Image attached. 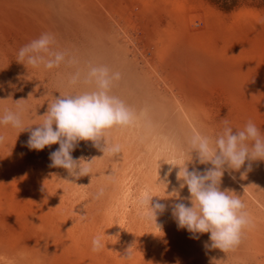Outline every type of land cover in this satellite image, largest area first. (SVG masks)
<instances>
[{
  "label": "rangeland",
  "instance_id": "374dc122",
  "mask_svg": "<svg viewBox=\"0 0 264 264\" xmlns=\"http://www.w3.org/2000/svg\"><path fill=\"white\" fill-rule=\"evenodd\" d=\"M45 32L81 68L120 71L114 94L145 114L109 132L122 145L115 157L80 141L72 156L98 159L92 176L79 179L49 167L59 144L29 149V130L0 126L7 136L0 146V264H264V160L251 162L243 178L247 161L222 177L221 190L241 196L255 224L228 253L204 247L210 233L195 239L178 228L172 207L190 206V193L179 188V168L168 164L193 129L215 134L226 118L234 131L251 120L264 133V0H0V115L28 99L30 128L68 91L57 73L73 70L16 61L18 50ZM192 155L190 171L212 167ZM145 188L168 206L157 215L161 230L138 216ZM173 188L180 199L167 195ZM101 234L105 247L93 252ZM129 248L134 254L126 259Z\"/></svg>",
  "mask_w": 264,
  "mask_h": 264
},
{
  "label": "clouds",
  "instance_id": "9594fccd",
  "mask_svg": "<svg viewBox=\"0 0 264 264\" xmlns=\"http://www.w3.org/2000/svg\"><path fill=\"white\" fill-rule=\"evenodd\" d=\"M55 45L54 34L42 33L18 50L16 61L33 69L51 71L61 66L73 69L57 73V78L68 91L59 92V97L49 101L47 112L38 116L40 122L35 123L37 127L26 126L28 99L15 101L14 109H5L0 115V126H10L20 132L29 130L30 136L26 142L29 149L43 150L46 146L59 144V148L49 154V167L64 168L70 177L79 179L92 176L93 164L98 159L88 161L83 157L74 158L71 153L79 142L91 141L94 147L103 152L102 158L115 157L122 152V145L109 139V132L135 125L145 111L138 112L114 94V87L123 78L120 71L95 63L81 68L76 55L66 49L59 50ZM222 124V129L215 134L193 129L185 137V146L168 164L179 168L176 174L177 181H182L179 188L186 186L190 193L186 198L190 200V206L178 202L172 207V216L178 228L187 229L195 239L199 238L197 234L210 233V242L206 241L204 247L228 253L239 247L246 232L255 224L242 197L233 191L221 190L222 177L226 170H240L247 161V170L241 173L243 178L251 170V162L264 160V133L251 120L235 131L227 118L222 120ZM6 142L7 136L0 134V146ZM192 153L196 154L200 164L210 163L212 167L203 171L193 168L190 171L188 162L193 160ZM171 171L170 168L169 174ZM64 181L76 184L68 179ZM159 183L167 189V183L160 180ZM103 194V189H99L96 198ZM167 195L180 199L175 188ZM154 197L159 196L153 195L150 189L140 191L136 199L138 216L161 230L157 215L168 206L154 200ZM104 247V236L96 235L92 240V251L100 252ZM133 254L132 248H129L124 258L131 259Z\"/></svg>",
  "mask_w": 264,
  "mask_h": 264
}]
</instances>
